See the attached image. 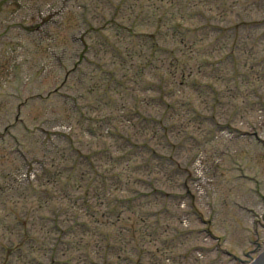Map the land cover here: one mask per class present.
<instances>
[{"label": "rangeland", "instance_id": "obj_1", "mask_svg": "<svg viewBox=\"0 0 264 264\" xmlns=\"http://www.w3.org/2000/svg\"><path fill=\"white\" fill-rule=\"evenodd\" d=\"M263 53L264 0H0V264H248Z\"/></svg>", "mask_w": 264, "mask_h": 264}, {"label": "water", "instance_id": "obj_2", "mask_svg": "<svg viewBox=\"0 0 264 264\" xmlns=\"http://www.w3.org/2000/svg\"><path fill=\"white\" fill-rule=\"evenodd\" d=\"M255 264H264V257L260 258Z\"/></svg>", "mask_w": 264, "mask_h": 264}]
</instances>
